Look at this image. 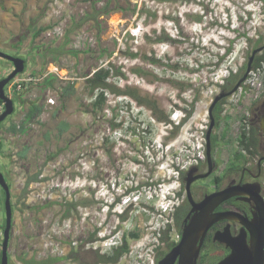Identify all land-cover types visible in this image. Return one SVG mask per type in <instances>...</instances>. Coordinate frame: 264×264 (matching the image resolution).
<instances>
[{
    "label": "rangeland",
    "instance_id": "rangeland-1",
    "mask_svg": "<svg viewBox=\"0 0 264 264\" xmlns=\"http://www.w3.org/2000/svg\"><path fill=\"white\" fill-rule=\"evenodd\" d=\"M41 26L48 27L33 38ZM259 39L263 44V0H0V50L26 60L38 79L0 122V171L12 207L8 264H99L122 236L129 251L100 264H156L159 248L166 250L159 234L177 238L171 217L181 175L205 156L209 105L229 71L243 75ZM61 47L78 53L46 50ZM100 68L110 69L113 91L106 90L96 110L86 77ZM12 69L0 57V78ZM49 73L57 79L45 88ZM259 82L237 102L225 100L212 130L227 135L217 147L221 163L236 148L248 105L264 103ZM31 100L42 111L20 130ZM187 111L185 122L173 127ZM254 152L255 164L264 156L263 135ZM261 172L264 196V161ZM147 181L155 185L124 193ZM4 223L0 186V251ZM222 253L207 248L203 256L210 262Z\"/></svg>",
    "mask_w": 264,
    "mask_h": 264
},
{
    "label": "water",
    "instance_id": "water-1",
    "mask_svg": "<svg viewBox=\"0 0 264 264\" xmlns=\"http://www.w3.org/2000/svg\"><path fill=\"white\" fill-rule=\"evenodd\" d=\"M263 49L264 42L262 45L251 51L243 75L230 90L217 94L209 105V123L205 132V147L208 160H211L210 136L215 125L212 109L220 98L232 94L244 82L252 68V62L255 55ZM0 57L9 60L13 64V69L5 77L0 79V100L4 104V109L0 113L1 122L14 111V101L11 97L5 94L4 88L16 74L24 70L25 60L22 57L14 56L1 50ZM259 129L264 135V114L260 118ZM261 159H264V156H262L259 161ZM195 170V167H191L188 170V176L186 178V191L188 198L193 205L191 209L193 214L189 222L184 226L179 242L159 260L158 264H175V262H177V264H197V259L200 254V248L206 231L214 221L220 219L238 220L242 226L238 234L232 235L229 224L227 223L222 231L215 234L214 239L218 240V242L224 243L230 251L218 262L213 264H264V197L260 194L259 187L257 188L258 184H256V190L252 195V199L256 204V213H254L251 219L243 217L235 211L212 213V209L216 204L231 196L244 194V190L238 189V186L227 187L217 193L205 197L200 202H195L190 193V184L193 180L203 176V174L192 176ZM0 186L5 192V225L1 242L0 264H8L7 249L12 222V207L10 201V188L1 171Z\"/></svg>",
    "mask_w": 264,
    "mask_h": 264
},
{
    "label": "flooded vegetation",
    "instance_id": "flooded-vegetation-1",
    "mask_svg": "<svg viewBox=\"0 0 264 264\" xmlns=\"http://www.w3.org/2000/svg\"><path fill=\"white\" fill-rule=\"evenodd\" d=\"M256 56V55H255ZM255 58V57H254ZM13 65V64H12ZM229 89L224 86H220L218 93L226 92ZM234 93V92H233ZM232 93V94H233ZM232 94L228 96H223L220 98L212 109V114L214 116L215 122L217 117H220L222 114V108L225 105V100H227ZM213 97V99H214ZM212 99V100H213ZM212 102V101H211ZM245 118L242 119L243 122V129L237 134V144L236 148L232 149L230 154L227 157V160L224 163L220 162V156L218 154V144L222 142L227 137L226 134L221 133L220 135H215L212 131L210 136V145H211V160H208L206 154V147H205V156L204 158L193 165L196 170L194 171L193 175L196 174H203L202 177L193 180L190 184V193L192 199L195 202H200L205 197L217 193L222 189L227 187L238 186L240 190H244V194L241 195H234L222 202L216 204L212 209V213L218 212H225V211H235L238 212L241 216L251 219L256 213V204L255 201L252 199V195L256 190V184H258L257 188L259 187V192L263 196V185L260 181L261 177V164L264 159L260 161L257 160L254 164L255 157H251V152L256 148V141H258V137L263 135V133L258 130L257 123L260 121L261 116L264 114V103L261 106H256L254 103L248 105L245 110ZM209 116V115H208ZM217 123V122H216ZM215 123V124H216ZM215 126V125H214ZM245 142H250L249 150L243 148V144L240 143L239 139L244 138ZM264 138V135H263ZM241 148V151H240ZM246 160V161H245ZM188 176V171H185L181 175V187L178 191L174 194L176 199H179L176 202V205L172 211L171 220L175 225L178 234L176 239H172L171 241L163 242L166 244V250L163 251V248L160 247L159 250H162L159 256L156 257V264H158L159 260L163 258L170 249L176 245L179 240L181 239L182 232L184 226L189 222L193 212L191 209L193 207L190 199L188 198V194L186 191V178ZM149 186H154L155 183L152 181L149 182ZM142 186H136L134 188H127L124 193L130 194L134 192H139ZM264 197V196H263ZM90 206L93 208L95 207V202L91 203ZM96 210L92 209L89 218L93 219L96 218ZM122 213V212H120ZM176 216L179 217V222H176ZM229 224L230 232L232 235L238 234L242 224L238 220H225L220 219L214 221L206 231L205 237L203 239L200 254L197 259V264H213L218 262L221 258H223L226 254L229 253V248L225 246L224 243L218 242V240L214 239V236L217 232L222 231L226 224ZM96 228H94L95 231ZM93 231V232H94ZM91 235L95 239V233H91ZM249 237V236H248ZM93 239V238H92ZM207 248H217L222 249L223 253L218 258L206 262V258H204L203 254L205 249ZM158 250V249H157ZM91 248H89L88 252H91ZM81 264H84V261H80ZM96 264V259H92L86 262V264ZM101 262H99L100 264ZM177 264V262H175Z\"/></svg>",
    "mask_w": 264,
    "mask_h": 264
},
{
    "label": "trees",
    "instance_id": "trees-1",
    "mask_svg": "<svg viewBox=\"0 0 264 264\" xmlns=\"http://www.w3.org/2000/svg\"><path fill=\"white\" fill-rule=\"evenodd\" d=\"M107 7H108V3L103 7V9L107 10ZM100 11H102V10H100ZM47 27L48 26H41L39 28H36L34 30V32L32 33V37L36 38ZM244 36H245V33H244ZM164 40L174 41V39L171 38V37H166V38L156 37V41L157 42L164 41ZM230 42H233V40H231ZM260 43L262 44V39L258 40V46H259ZM46 50L48 52H54L56 55L62 54L64 52L70 53V54H77L78 53L77 50H73V49H67V50L63 51V47H61L59 49L56 48V49H49V50L46 49ZM229 51H230V45H229L228 48H226V52L228 53ZM42 53H45V49L42 50ZM149 60L152 63L159 62V59L154 58V57L149 58ZM262 63H264V52H262L261 54H258V55L255 56V58L253 59V62H252V69L256 68V67H261ZM25 66H26V60H25ZM109 74H110V69H108V68H100L98 70H95L91 76L86 77V82L89 85L90 91H93V95H92V99H91V106H92L93 109L97 110V109H100V108L103 107V105L105 104V102L107 100V96H106V90L107 89L110 90V91H113V89L111 88V84L107 80ZM236 76H237L236 73H233L232 71H229V75L227 77H225V79H224V81H223L221 86L227 87L230 90L235 85L237 80L240 78V77L236 78ZM3 77H1V78H3ZM56 79H57V76L54 73H49L47 76H45L43 78L42 86L45 87V88L54 87V82L56 81ZM72 88H73L72 85H70V84L66 85L64 87V92L65 93H69V91L72 90ZM128 94H130L131 96L135 97L138 101L141 100L134 93H128ZM12 99H13V101L14 100H18L21 103L24 102V100L21 99V94L17 95V96H14ZM0 102H1V100H0ZM150 108H151V110H153V107H150ZM41 111H42V105L39 104L37 102V100L29 101L28 108H27V110L25 112V115H24V119L22 120V123H21L20 127H18V128H20V130H22V128L24 127L25 123L33 120L34 117L36 115H38ZM189 113L190 112H188V111L185 112L183 119L181 121H179L177 124H174L173 127L179 128L181 126V124H183L185 122V120L187 119ZM157 118L159 120H162V118H160L158 116H157ZM217 118H219V117H217ZM163 121H165L168 124H170L172 122L170 119H167V118H165ZM243 127H242V129H243L242 131H244V129H245ZM11 129L12 130H16L17 126L16 125H12ZM239 141H240L241 144H243V146H242L243 148H246L247 150H249V146H250L251 143L250 142H245V136H244V138L239 139ZM256 145H257V141H256ZM1 148H2V146H1V143H0V151H1ZM240 151H241V148H240ZM254 151L251 152V157L252 158L255 155ZM34 178H36V176ZM149 184L150 183L147 181L144 184H142L141 186H143L142 188H144V187L149 186ZM26 185H28V183ZM2 192H3L4 199H5V192H4L3 189H2ZM73 205H76V204H73ZM118 216L120 218H122V219L125 218L124 217L125 214H123V213H119ZM175 219H176V222L178 223L179 222V217L176 216ZM4 225H5V223H4ZM4 225H3V228H4ZM167 226L168 227L165 230V232H167L169 230V225H167ZM163 233H164V231H163ZM167 237L168 236H166L165 234H163V235L159 234V240L162 241V242L168 241ZM88 251H89V249L85 250V251H82V252L88 253ZM128 251H129V247H128L127 241L125 239V236H122L121 243L119 245H115V246L111 247V250L109 251V253L99 255L98 263L99 262L116 263L121 258V256L124 255L125 253H127ZM78 252H81V250L77 251V254H79ZM70 256H73L75 259H77V255L75 256V253H70ZM0 257H1V251H0ZM23 264H35V263H34L33 260H25L23 262Z\"/></svg>",
    "mask_w": 264,
    "mask_h": 264
},
{
    "label": "built area",
    "instance_id": "built-area-1",
    "mask_svg": "<svg viewBox=\"0 0 264 264\" xmlns=\"http://www.w3.org/2000/svg\"><path fill=\"white\" fill-rule=\"evenodd\" d=\"M264 50V49H263ZM261 77V78H260ZM261 79L258 86H264V63L261 67H256L250 70L244 82L238 87V89L230 96L231 100L238 101L240 97L245 96L252 88H255L256 81ZM37 77L32 75L26 69L16 74L7 84V89L4 88L5 94L13 98L14 96L20 95L28 86L32 85L37 81ZM5 86V87H6ZM4 109V104L0 102V113Z\"/></svg>",
    "mask_w": 264,
    "mask_h": 264
},
{
    "label": "clouds",
    "instance_id": "clouds-1",
    "mask_svg": "<svg viewBox=\"0 0 264 264\" xmlns=\"http://www.w3.org/2000/svg\"><path fill=\"white\" fill-rule=\"evenodd\" d=\"M184 117V115L182 116V118ZM181 121V119H180ZM171 125V123L169 124ZM148 187V186H147ZM146 190V189H145ZM165 199L169 198L170 197V194L168 193L167 196H163ZM173 197H174V194H173ZM128 198H130V195H128ZM133 201H130L128 204H131ZM167 208V207H166ZM154 246V244L152 243L149 247H147V251L150 250V247Z\"/></svg>",
    "mask_w": 264,
    "mask_h": 264
},
{
    "label": "crops",
    "instance_id": "crops-1",
    "mask_svg": "<svg viewBox=\"0 0 264 264\" xmlns=\"http://www.w3.org/2000/svg\"><path fill=\"white\" fill-rule=\"evenodd\" d=\"M19 104H20V102H19Z\"/></svg>",
    "mask_w": 264,
    "mask_h": 264
}]
</instances>
